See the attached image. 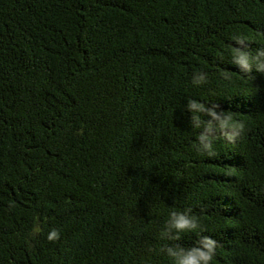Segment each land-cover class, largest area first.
Listing matches in <instances>:
<instances>
[{"label": "trees", "instance_id": "16d2710c", "mask_svg": "<svg viewBox=\"0 0 264 264\" xmlns=\"http://www.w3.org/2000/svg\"><path fill=\"white\" fill-rule=\"evenodd\" d=\"M242 37L264 47V0H0V264H172L185 209L214 264H264V76L231 64ZM192 99L244 130L201 153Z\"/></svg>", "mask_w": 264, "mask_h": 264}, {"label": "clouds", "instance_id": "9594fccd", "mask_svg": "<svg viewBox=\"0 0 264 264\" xmlns=\"http://www.w3.org/2000/svg\"><path fill=\"white\" fill-rule=\"evenodd\" d=\"M247 44V47H241ZM231 64L241 69L240 74L248 79H254L250 74L253 69L264 76V47L252 50L247 37L235 40L231 52ZM227 74V73H226ZM198 83V82H197ZM192 120L200 130L198 150L211 156L215 154L217 134L230 142L235 140L236 130L243 131L245 125L237 122L230 111L217 112L207 104L192 99L188 105ZM219 122L218 127L216 122ZM165 235L175 233L171 237L174 246H168L163 251L172 264H214L219 241L211 234H204L200 218L192 209L173 211L166 222ZM195 238L187 243H181L185 236Z\"/></svg>", "mask_w": 264, "mask_h": 264}]
</instances>
